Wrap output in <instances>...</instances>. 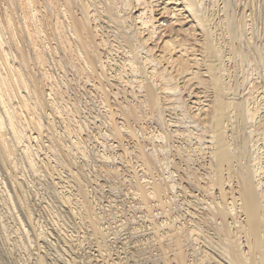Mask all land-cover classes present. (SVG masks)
<instances>
[{"label":"bare ground","instance_id":"bare-ground-1","mask_svg":"<svg viewBox=\"0 0 264 264\" xmlns=\"http://www.w3.org/2000/svg\"><path fill=\"white\" fill-rule=\"evenodd\" d=\"M259 2L0 0V264H264Z\"/></svg>","mask_w":264,"mask_h":264},{"label":"rangeland","instance_id":"rangeland-1","mask_svg":"<svg viewBox=\"0 0 264 264\" xmlns=\"http://www.w3.org/2000/svg\"><path fill=\"white\" fill-rule=\"evenodd\" d=\"M256 2L259 3V5H260L259 0H256ZM106 191H107V190H106ZM148 236H150V235H148ZM133 244H134V242H133ZM136 248H137V246H136ZM141 248H142V247H141ZM141 248H140V249H141ZM150 248H151V249H150ZM152 248H153V247H149V248H148V252H151V254H150V253H149V254L147 253V254L145 255L144 259H143L144 261H142V258H141V259L139 258V259H140V261H139L140 264H142L143 262H145V260H146L147 258H149V260H148V259L146 260V261H147V262H145L146 264H147V263H148V264H155V263H156V264H162V261H161V260H158L159 257H158V259H157V257H156L157 260L155 259L154 256H155L158 252L155 251V249H152ZM149 249H150L151 251H150ZM138 250H139V249H138ZM152 250H154V251H153L154 253H152ZM156 252H157V253H156ZM153 254H154V255H153ZM150 255L153 256V257L151 258V261H150V257H151ZM147 256H149V257H147ZM153 258H154L155 260H154ZM152 260L155 261V262H153ZM148 261H149L150 263H149ZM156 261H157V262H156ZM158 261H160V262H158ZM152 262H153V263H152ZM145 263H143V264H145Z\"/></svg>","mask_w":264,"mask_h":264}]
</instances>
